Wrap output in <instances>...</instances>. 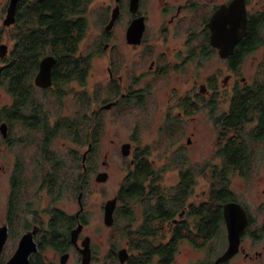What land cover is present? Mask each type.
<instances>
[{
  "label": "flooded vegetation",
  "instance_id": "flooded-vegetation-1",
  "mask_svg": "<svg viewBox=\"0 0 264 264\" xmlns=\"http://www.w3.org/2000/svg\"><path fill=\"white\" fill-rule=\"evenodd\" d=\"M236 1L244 4L246 30L225 55L211 42L210 23ZM8 10L10 24L5 25ZM219 21L218 37L225 41V11ZM250 31L251 46L240 49ZM19 54L41 56L19 71ZM253 54L258 60L245 81L241 69ZM45 57L53 62L49 84L43 86L36 77ZM96 57L106 61L107 77L100 83ZM263 82L264 0H0V161L8 151L11 156L4 161L8 176L0 196V229L7 231L0 264L5 247L13 246V255L25 235L35 244L28 264L99 260L84 230L97 196L93 190L88 200V190L109 179L107 155L98 158L108 126L105 114L132 120L126 123L130 136L116 147L124 161L122 183L100 205L103 225L116 229L124 244L119 247V239L110 235L103 259L132 264L147 243L158 249L173 240L172 264L180 245L201 254L187 264H236L239 257L264 264V197L238 200L229 185L231 176L249 178L250 165L264 158L261 106L256 102L238 128L226 122L233 97L247 88L264 91ZM210 124L214 141L206 150L212 154L191 157L195 134ZM142 130L152 134L143 144ZM253 138L258 139L254 144ZM233 140L242 148L234 162L225 154ZM101 174L106 178L99 182ZM137 178L141 188L135 192L129 187ZM109 201L115 206L108 225ZM230 202L241 205L246 223L236 253L218 261L228 246L223 208ZM153 206L156 214L149 218L146 211ZM210 209L221 221L220 249L214 248L215 239L199 235ZM149 226L159 230L154 239L145 233ZM161 229L170 231L164 240ZM121 250L127 255L124 263Z\"/></svg>",
  "mask_w": 264,
  "mask_h": 264
},
{
  "label": "rangeland",
  "instance_id": "rangeland-1",
  "mask_svg": "<svg viewBox=\"0 0 264 264\" xmlns=\"http://www.w3.org/2000/svg\"><path fill=\"white\" fill-rule=\"evenodd\" d=\"M253 2V1H252ZM251 2V3H252ZM8 43V41H7ZM258 60L256 55H249L247 59L244 61L243 67L241 69L242 76L245 78V81L251 80V76L253 73V66L254 62ZM93 61L96 63L97 66V81L103 82L104 79L107 77L106 70H105V59L103 57H96L93 59ZM100 86V85H99ZM4 104V98H0V105ZM104 118L107 122V128L106 133L103 134L102 141L99 146V152H98V158H101L103 155H107L108 161H109V179L104 185H99L98 187H95L93 184H91L89 190H88V200H90L93 195V190H96L97 193L94 198V201L96 205L92 206V220L91 224L87 229L84 230V234L89 235L92 239L94 250L96 251V255L99 257V260L95 261L94 264H119L118 262H110L107 259H103L107 253H109V238L110 235H115L116 240L119 239L117 242V245L121 247L124 244V240L121 238V234L117 232L116 229L107 228L102 223V213L100 212V205L104 202V195L110 196L114 195L119 186L122 183L123 179V167H124V161L120 158V156L117 154L116 147L118 143L126 141L128 137L130 136V128L127 127L130 126L131 118L129 120L125 117H119L118 120H115L116 118H112V115L105 114ZM129 133V134H128ZM151 133V132H150ZM147 130H142L140 132V140L141 143H146L150 141V138L152 137V134H150ZM197 138L196 144L189 148V155L193 158H201V157H207L206 155L212 154V152L209 150V152L206 150V147L211 146V143L214 141V131L213 127L210 124L209 128L207 130H203V133H196L195 134ZM111 139L114 141V143H111ZM58 147L62 148V141H59ZM64 149H62L63 151ZM264 157V150H262ZM211 156V155H210ZM10 152L8 151L3 155V160L0 161V196L4 195V191L6 190V180L8 176V166L4 162L5 160H10ZM153 158H156V153L152 155ZM263 160L259 161L258 163L250 165L249 168V178H245L243 176H231L229 178V185L230 189L232 190L235 197H237L238 200L242 201H256L259 195L261 194L264 197V158ZM4 169L5 172L3 171ZM102 169V168H101ZM168 183V182H166ZM90 194L92 195L90 197ZM90 198V199H89ZM92 200V199H91ZM69 206L71 208L74 207V204L69 203ZM68 208V207H67ZM69 209V208H68ZM221 234V233H220ZM113 240V238H112ZM217 243H222L221 241V235L220 238L217 239ZM223 244V243H222ZM13 246L9 245L5 247V256H4V263L11 257ZM201 254L193 251L186 245H180L179 253H177L176 260L177 264H187L191 261H195L199 258ZM74 257L69 260L68 264H74ZM236 264H256L252 262H247L243 260L241 257L236 259Z\"/></svg>",
  "mask_w": 264,
  "mask_h": 264
},
{
  "label": "water",
  "instance_id": "water-1",
  "mask_svg": "<svg viewBox=\"0 0 264 264\" xmlns=\"http://www.w3.org/2000/svg\"><path fill=\"white\" fill-rule=\"evenodd\" d=\"M225 11V22H226V36L225 41L220 40L218 37L219 33V18ZM11 13L8 10V15L4 21L5 25L10 24ZM246 11L244 4L238 3L237 1L229 5L228 7L220 10L215 14L211 20L210 26L212 28L211 42L213 45L225 49L224 54L227 55L232 52L235 43L242 38L246 30ZM229 26V27H227ZM224 28V27H223ZM240 29V31H239ZM4 47V46H3ZM223 54V53H222ZM53 62L52 57H45L41 60L40 72L36 77V83L40 85H47L45 81L49 80V70ZM3 126L1 127V129ZM106 178L105 174L98 176V181H104ZM115 201H109L105 205V223L111 224L112 213L114 210ZM224 220L227 228V239L228 246L225 252L218 258V261L226 260L233 256L238 248L239 236L243 231L246 223L245 212L240 204L230 202L224 205L223 208ZM7 239L6 229H0V257L3 247ZM35 251V244L33 243L29 235L22 237L17 250L14 254L6 261L5 264H28V255ZM85 251H83L84 253ZM127 258L125 250L119 251V261L124 263ZM87 259L83 257L82 263L87 264ZM63 262V260H62Z\"/></svg>",
  "mask_w": 264,
  "mask_h": 264
},
{
  "label": "trees",
  "instance_id": "trees-1",
  "mask_svg": "<svg viewBox=\"0 0 264 264\" xmlns=\"http://www.w3.org/2000/svg\"><path fill=\"white\" fill-rule=\"evenodd\" d=\"M252 33L247 35L245 40L242 42L240 49L242 47H249L251 46V43L253 42L252 38ZM39 56L41 55H32V54H19L18 55V62H19V71H24L27 68L25 67L28 62H36L39 60ZM63 56V55H62ZM264 85V82H263ZM264 91L260 90L259 92L256 93L255 90H252L251 88H247L244 91H241L236 94L235 97H233L232 100V105H231V113L230 115L226 118V122L229 126L233 128H238L240 126V122L249 117L247 115V112L251 111L254 106L258 103L261 106L262 110V122H264ZM257 102V103H256ZM259 128L261 126L259 125ZM260 131V129L258 130ZM258 139L253 138L252 144L256 143ZM246 146V145H245ZM240 152H242V148L236 143L235 140L228 142L226 147H225V154L226 157L231 160L232 162L236 161L237 157H240ZM142 169V166L138 168V173L139 170ZM137 173V174H138ZM140 175V174H138ZM141 181L137 178L131 184L129 187L131 190H134L135 192L137 190H140L141 188ZM224 195V196H223ZM228 194L226 192H223L221 196L225 199ZM220 196V197H221ZM147 216L149 218L154 217L156 214L155 208L150 207L147 211ZM208 225L206 228H203L202 226L199 228V235L204 236V238H209V239H215L214 243V248L215 249H220L223 244L222 243H217V239L220 238V233H221V228H220V219L218 217V212L210 209L209 212L207 213L206 217H204ZM157 231L156 227L154 226H149L146 228L145 233L151 237L155 238L157 236ZM162 232L161 234V239L164 240L166 237L169 236L170 231L169 230H160ZM139 233V231H137ZM164 233V235H163ZM223 242V241H222ZM176 248V245L174 244V241H168V242H162L161 244L158 245V249L155 248L154 243H147L146 249L143 255L137 256L135 260H132V264H149L150 261L153 260L154 256H159V261L158 264H172L173 262V253Z\"/></svg>",
  "mask_w": 264,
  "mask_h": 264
}]
</instances>
